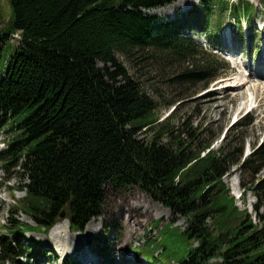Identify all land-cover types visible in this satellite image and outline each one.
<instances>
[{
    "label": "trees",
    "instance_id": "obj_1",
    "mask_svg": "<svg viewBox=\"0 0 264 264\" xmlns=\"http://www.w3.org/2000/svg\"><path fill=\"white\" fill-rule=\"evenodd\" d=\"M176 1L9 0L14 18L0 31V124L14 138L2 164L28 180L17 189L26 191L19 207L34 225L17 223L0 235L1 264L29 252L19 238L49 232L62 215L84 231L100 215L107 186L138 188L188 219L185 229L170 222L140 255L165 264L173 257L178 264H264V178L242 185L257 198L258 223L223 180L235 166L254 176L264 169V143L244 160L233 142L213 148L217 137L197 150L198 137L175 134L171 116L158 122L157 102L118 56L151 50L196 59L182 74L187 83L227 75L225 61L182 33L189 16L171 23L145 12ZM214 2L240 18L255 9L247 1L202 6ZM202 6L191 15L200 21L206 14L203 26L212 28L211 8ZM18 32V48L3 62ZM143 129H150L147 140L139 138Z\"/></svg>",
    "mask_w": 264,
    "mask_h": 264
},
{
    "label": "rangeland",
    "instance_id": "obj_2",
    "mask_svg": "<svg viewBox=\"0 0 264 264\" xmlns=\"http://www.w3.org/2000/svg\"><path fill=\"white\" fill-rule=\"evenodd\" d=\"M203 1L178 0L170 5L145 12L148 15L157 16L161 21L171 23H175L176 20L184 17L183 15L189 16L187 25L181 29L182 33L208 49L217 27L220 26L218 20L221 18L220 23H223L220 30L216 32L218 41L223 44L232 39L236 45V52L226 54L215 50L213 46L211 48L220 60L226 61L229 67L227 75L218 76L211 81L207 79L187 83L182 74L198 62L196 59L179 61L177 58L173 59L164 53H155L151 50L135 52L130 57L122 54L118 56L130 75L140 81L146 93L157 102L155 113L158 122L171 116L175 134L187 141L191 139L186 137V131L192 132L193 137H198L194 139L197 150L202 149L213 137H217L213 145L215 149L233 142L244 148V160L264 143V100L260 101L256 92L252 90V86L259 83L256 72L259 70L257 67L263 60L264 52L259 53L260 49L254 52L251 44V39L256 44L263 43L260 31L264 26V0H224L230 4V7L242 1H247L255 7L251 18L246 15L245 18L242 16V19L236 16L233 10L222 11V4L214 2L211 5L202 6ZM180 4H183L182 8L185 7V9L180 8ZM200 6L206 12L211 8L210 15L206 19L213 24L212 28L203 26L206 14L203 13L200 21L192 17V13L197 15L196 9ZM182 10L189 13L183 14ZM166 11L168 13H165ZM13 18L9 0H0V31L6 30ZM13 38L14 34L10 35L4 46L3 62L10 60L19 46L20 40H13ZM241 51L244 53L241 54ZM100 66L103 67V64ZM249 71L254 72L255 75L248 76ZM241 78L247 83L245 90L247 89L248 97L235 98L236 91L222 89L226 84H232ZM261 94L264 95V89H261ZM150 137V129H143L139 135L140 139L145 140ZM13 138L14 136L0 124V235L9 231L10 227L17 223L34 225L33 219L19 207L26 196V191L17 189L23 188L28 180L23 177L19 169L7 171L2 164V153L8 150V144ZM263 178L264 169L254 176L253 172L238 166L225 176V183L230 188L232 196L236 197L239 208L249 209L254 218L256 215L254 205L257 203V198L251 190H248L245 196L242 185L250 186L255 179ZM174 220L177 228L185 229L188 225L186 217H174L169 209L138 188L118 190L107 186L100 215L90 221L96 225L94 232L87 233L89 225L87 224L84 232L77 233L71 229L66 220L60 222L63 228L58 231L55 230L59 223L50 232L39 230L27 233L26 236L19 238V241L26 250L30 247L29 253L23 258L8 260L6 264L91 263L86 259H93L94 264H146L148 261L145 254L137 253V257L133 258L130 252L144 249L151 241V243L156 241L160 231ZM255 222L259 221L255 219ZM65 233H67L66 236ZM68 235L78 238L79 244L68 243ZM64 238L67 246L63 244ZM10 239H13L11 235ZM32 241L40 243L37 249H34ZM153 249L158 252V255L161 253V248H158L157 244ZM173 258V264H178V257ZM161 259L166 260L163 257ZM152 264L165 263L153 261Z\"/></svg>",
    "mask_w": 264,
    "mask_h": 264
},
{
    "label": "bare ground",
    "instance_id": "obj_3",
    "mask_svg": "<svg viewBox=\"0 0 264 264\" xmlns=\"http://www.w3.org/2000/svg\"><path fill=\"white\" fill-rule=\"evenodd\" d=\"M184 5L183 4H180V8H182ZM182 9H185L182 8ZM169 11V10H167ZM165 12V13H168V12ZM259 70L256 72V75L259 77V80H257L259 83L255 86H252V90H254V92H256V96L258 97V99L261 100H264V95L262 96L261 94V89H264V71L262 69H264V62L261 63V65L258 67ZM250 76H254L255 73L254 72H250L249 73ZM247 83L245 81V79L241 78L239 81L237 82H234L232 84H226L225 86H223L222 89L224 90H233V91H236V95H235V98H240L241 96H247V89L245 90V87H246ZM248 97V96H247ZM210 105V104H209ZM236 186V185H235ZM237 187V186H236ZM240 188V187H239ZM235 189V188H234ZM96 225L93 223V222H90L88 227H87V233L90 234L92 232H94L96 229H95ZM63 228V225L61 223H59L58 227L56 228L55 231H58L60 229ZM134 231V229H132ZM54 231V232H55ZM67 235V233H65V236ZM63 236V234L61 235ZM69 236V235H68ZM68 243H70L71 245L75 244H79V241H78V238L76 237H73V236H69L68 239H67ZM67 241L65 240V238L63 239V244H65L67 246ZM66 250V249H65ZM79 251V250H78ZM87 261H90L91 264H94L92 261L93 259H86ZM84 264V263H83ZM89 264V263H87Z\"/></svg>",
    "mask_w": 264,
    "mask_h": 264
},
{
    "label": "water",
    "instance_id": "obj_4",
    "mask_svg": "<svg viewBox=\"0 0 264 264\" xmlns=\"http://www.w3.org/2000/svg\"><path fill=\"white\" fill-rule=\"evenodd\" d=\"M61 218H64V215H62Z\"/></svg>",
    "mask_w": 264,
    "mask_h": 264
}]
</instances>
